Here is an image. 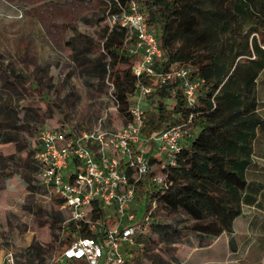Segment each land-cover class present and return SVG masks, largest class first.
Wrapping results in <instances>:
<instances>
[{
    "label": "trees",
    "instance_id": "1",
    "mask_svg": "<svg viewBox=\"0 0 264 264\" xmlns=\"http://www.w3.org/2000/svg\"><path fill=\"white\" fill-rule=\"evenodd\" d=\"M130 1L103 0L106 15L97 23L128 7ZM134 1L144 8L148 25L158 32L162 58L154 63V69L162 72L176 64L189 68V79L199 81L192 105L181 92L179 81L158 86L156 77L145 73L136 77L131 72L136 57L129 49L135 37L119 25H103L97 44L86 33H78L69 47L85 53L99 49L97 65L92 68L101 80L112 83L111 93L118 100L117 111L124 123L129 119V94L135 84L157 87L152 95L157 103L144 111V137L192 115L194 133L181 146L174 164L163 169L164 187L149 191L141 183L136 195L145 200V211L153 200L156 203L147 230L136 236L137 246L130 250L139 258L148 251L143 245L150 239L145 235L151 227L156 241L166 242L165 251H173L171 245L178 238L200 247L222 232L233 233L234 219L242 215L243 206L258 202L262 186L250 180L249 173L255 166V139L264 133L256 91L264 70V0ZM177 210L187 214L192 223L178 228L155 218L160 211L167 218ZM74 228V222L67 223L62 244L71 243ZM80 234L90 233L82 228ZM58 246L61 250V244ZM38 255L39 247L32 245L22 256L30 259V264H38L33 263Z\"/></svg>",
    "mask_w": 264,
    "mask_h": 264
},
{
    "label": "rangeland",
    "instance_id": "2",
    "mask_svg": "<svg viewBox=\"0 0 264 264\" xmlns=\"http://www.w3.org/2000/svg\"><path fill=\"white\" fill-rule=\"evenodd\" d=\"M105 15L103 0H0V18L6 19L0 28V262L11 251L17 264H30L22 255L32 245L40 251L33 263L47 264L59 253V221L65 212L39 183L34 155L43 128L91 129L111 107L107 83L92 68L99 49L85 53L69 47L78 33L97 44L107 24L106 17L97 20ZM257 84L264 118V71ZM108 111L104 126L124 123L117 111ZM253 160L249 179L262 192L255 205L243 206L232 234L223 232L203 249L178 238L174 250L165 251L166 242H157L151 227L143 245L148 251L139 258L129 255L126 264H264V135L255 140ZM143 212L139 206L138 214ZM167 215L160 211L155 218L178 228L192 223L181 210Z\"/></svg>",
    "mask_w": 264,
    "mask_h": 264
},
{
    "label": "built area",
    "instance_id": "3",
    "mask_svg": "<svg viewBox=\"0 0 264 264\" xmlns=\"http://www.w3.org/2000/svg\"><path fill=\"white\" fill-rule=\"evenodd\" d=\"M106 20L110 26L119 25L135 37L129 52L136 57L130 67L136 77L142 73L156 77L158 86L179 81L187 103H194L199 81L189 79V68L174 64L162 72L154 69L162 51L139 3L131 0L128 7L109 13ZM106 83L109 109L117 111L119 103L111 93L113 85ZM156 89L140 82L135 84L129 94V119L119 127L104 126L109 112L105 109L91 129L63 124L40 131L34 155L39 169L37 179L65 212L59 224L62 239L67 223L75 224L71 243L60 242L61 250L47 264H126L130 250L137 246L136 236L147 230L156 207L153 200L145 211V200L138 201L141 183L149 191L161 190L166 179L163 169L174 164L181 146L194 131L189 115L148 137L142 135L144 103L151 101ZM139 206H144L141 215ZM82 228L90 234L81 235ZM0 264H17L15 255L7 252Z\"/></svg>",
    "mask_w": 264,
    "mask_h": 264
},
{
    "label": "crops",
    "instance_id": "4",
    "mask_svg": "<svg viewBox=\"0 0 264 264\" xmlns=\"http://www.w3.org/2000/svg\"><path fill=\"white\" fill-rule=\"evenodd\" d=\"M5 24H6V19H5V18H0V28H1V26H2V27H5ZM0 30H1V29H0ZM3 34H4V33H3ZM263 71H264V70H263ZM263 71H262V72H263ZM261 74H262V73H261ZM261 74H260V75H261ZM259 77H260V76H259ZM258 79H259V78H258ZM257 83H258V80H257ZM257 85H258V84H257ZM257 85H256L257 101H258L257 112H258V114H259V99H258V88H257ZM259 115H260V114H259ZM260 116H261V115H260ZM261 118L264 119L262 116H261ZM259 135H264V133H258L257 137H258ZM257 137H256V138H257ZM255 140H256V139H255ZM242 215H243V213H242ZM242 215H240V216H238V217H236V218L234 219L233 227H234V224H235V221L237 220V218L241 217ZM222 233H223V232H222ZM222 233H221V234H222ZM221 234H220V235H221ZM231 234H232V233H231ZM220 235H219V236H220ZM219 236H218V237H219ZM230 237H231V236H230ZM230 237H229V238H230ZM229 238H228V243H231L232 240H229ZM231 238H233V237H231ZM216 239H217V238H216ZM214 241H215V239H214L213 241L206 242L205 245H203V246H200V247H199V246H195V248L203 249V248H205L208 244H210V243H212V242H214Z\"/></svg>",
    "mask_w": 264,
    "mask_h": 264
}]
</instances>
